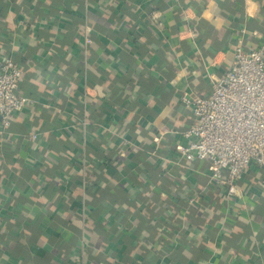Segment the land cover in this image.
<instances>
[{"label":"crops","instance_id":"crops-1","mask_svg":"<svg viewBox=\"0 0 264 264\" xmlns=\"http://www.w3.org/2000/svg\"><path fill=\"white\" fill-rule=\"evenodd\" d=\"M253 3L0 0V58L32 100L0 125V264H264V166L230 202L177 151L183 95L264 42Z\"/></svg>","mask_w":264,"mask_h":264},{"label":"built area","instance_id":"built-area-1","mask_svg":"<svg viewBox=\"0 0 264 264\" xmlns=\"http://www.w3.org/2000/svg\"><path fill=\"white\" fill-rule=\"evenodd\" d=\"M87 30L86 41H92ZM192 37L197 28L189 30ZM25 71L11 54L0 58V125L9 127L15 113L31 98L22 92ZM193 109L194 123L178 145L182 161L210 163V184L226 190L227 199L242 195L241 179L253 164L264 166V42L246 49L235 47L230 68L214 79L209 96L183 95Z\"/></svg>","mask_w":264,"mask_h":264},{"label":"clouds","instance_id":"clouds-1","mask_svg":"<svg viewBox=\"0 0 264 264\" xmlns=\"http://www.w3.org/2000/svg\"><path fill=\"white\" fill-rule=\"evenodd\" d=\"M248 4L247 13L249 16H254L258 11L257 4L253 3V0H246Z\"/></svg>","mask_w":264,"mask_h":264},{"label":"trees","instance_id":"trees-1","mask_svg":"<svg viewBox=\"0 0 264 264\" xmlns=\"http://www.w3.org/2000/svg\"><path fill=\"white\" fill-rule=\"evenodd\" d=\"M23 80H24V79H23ZM234 200H235V199H230L229 201L232 202V201H234Z\"/></svg>","mask_w":264,"mask_h":264}]
</instances>
